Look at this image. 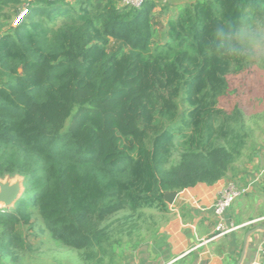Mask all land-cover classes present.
<instances>
[{"label":"trees","instance_id":"1","mask_svg":"<svg viewBox=\"0 0 264 264\" xmlns=\"http://www.w3.org/2000/svg\"><path fill=\"white\" fill-rule=\"evenodd\" d=\"M156 6L0 0V29L6 8L25 11L0 33V177L24 186L0 207V264L23 247L19 226L35 211L62 245L106 253L103 223L116 212L164 209L166 193L234 169V154L215 146L228 133L214 122L228 75L247 65L240 31L264 17V0L183 2L154 46ZM109 131L136 153L108 145ZM176 138L188 147L174 165Z\"/></svg>","mask_w":264,"mask_h":264},{"label":"rangeland","instance_id":"2","mask_svg":"<svg viewBox=\"0 0 264 264\" xmlns=\"http://www.w3.org/2000/svg\"><path fill=\"white\" fill-rule=\"evenodd\" d=\"M24 1L33 3L35 0ZM67 1L78 8L83 0ZM93 1L97 6H102L110 1L120 6L118 0ZM154 1L157 4L154 9L155 46L165 42L167 22L175 13L176 6L194 0ZM24 7L22 5L21 9L24 10ZM5 10H8L11 15L8 23L1 27L0 33L8 30L11 25H16L17 20L25 12L21 10L22 12L16 15L14 8ZM40 17L44 18L48 25L56 28L64 22L62 16L56 17L52 21L44 15ZM239 39L245 48L247 65L241 73L228 75L229 88L225 96L220 99L217 106L220 113L214 122L216 127H221L224 124L223 128L228 133L227 137L218 138L215 146L224 147L234 154V169L228 173H233L234 177L240 174V178L232 179L238 184L241 182L242 175L246 174L249 168H253V165H257L254 164L253 158L264 151V17L255 18L244 26L240 31ZM184 107L181 105V109ZM106 139L108 145H118L130 150L131 153H136V148L130 139L115 131L107 132ZM187 147L188 144L182 139L176 138L170 164H178ZM22 181L21 176L0 177V195L4 185L12 186L22 183ZM245 197L247 196L238 197L235 200L236 203L246 199ZM236 203L233 204V209L236 207ZM248 204L252 203L248 202ZM250 206L249 209L252 208ZM0 207H6L1 200ZM259 211L264 212V205L260 207ZM152 215L153 210L145 207L137 210L126 208L113 214L103 223L106 235L110 236L106 247L109 251L104 253L102 248L101 250H95V248L79 250L62 245L46 230L41 217L35 211L31 225L19 226L24 239L23 247H11L9 253L2 254V260L4 264H108L113 257L112 254L115 253L114 250L129 240L130 231L135 232L137 227L140 230L146 228V220L148 216Z\"/></svg>","mask_w":264,"mask_h":264},{"label":"crops","instance_id":"3","mask_svg":"<svg viewBox=\"0 0 264 264\" xmlns=\"http://www.w3.org/2000/svg\"><path fill=\"white\" fill-rule=\"evenodd\" d=\"M253 168L243 174L240 185L252 183L246 199L236 201L229 208L228 217L240 225L236 230L217 235L213 205L219 191L233 181V173L214 183L199 182L177 191L173 202L166 207H152L146 228L130 231L131 237L114 250L108 264H236L240 258L246 232L264 223V151L253 158ZM240 178V177H239ZM251 202L252 204H248ZM239 203V204H238ZM249 206L252 207L249 209ZM253 209V210H252ZM136 229V228H135ZM264 248V232L249 237L242 264H249L260 256Z\"/></svg>","mask_w":264,"mask_h":264},{"label":"built area","instance_id":"4","mask_svg":"<svg viewBox=\"0 0 264 264\" xmlns=\"http://www.w3.org/2000/svg\"><path fill=\"white\" fill-rule=\"evenodd\" d=\"M146 0H118L120 6L140 7ZM252 183L243 186L234 181H229L220 191L213 205V211L216 216L215 232L219 235L228 234L240 225L235 224L228 217L229 208L235 200L246 194ZM260 256L252 260L249 264H264V248L259 250Z\"/></svg>","mask_w":264,"mask_h":264},{"label":"water","instance_id":"5","mask_svg":"<svg viewBox=\"0 0 264 264\" xmlns=\"http://www.w3.org/2000/svg\"><path fill=\"white\" fill-rule=\"evenodd\" d=\"M170 1H173V0H170ZM23 191H24L23 181H22V183H17V184H14L12 186L4 185L2 187V194L0 195V200L3 201V203L6 207H9V206L13 205L18 200L19 197H21ZM176 195H177V191L168 192L165 194V199L169 202H173ZM258 232H264V223H258L256 225H254L253 227H251L246 232L242 252H241L240 258L236 264H242L243 263L245 253H246V249L248 246L249 237L252 234L258 233Z\"/></svg>","mask_w":264,"mask_h":264}]
</instances>
